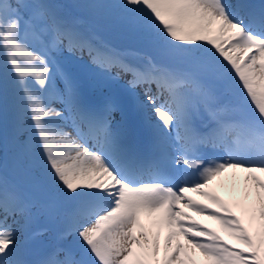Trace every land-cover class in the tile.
<instances>
[{"label":"snow or ice","instance_id":"6c2138e0","mask_svg":"<svg viewBox=\"0 0 264 264\" xmlns=\"http://www.w3.org/2000/svg\"><path fill=\"white\" fill-rule=\"evenodd\" d=\"M68 8L107 20L120 44L85 32ZM85 51L103 85L94 99L60 64L65 52ZM121 75L131 79L117 94L112 84ZM131 100L151 113L167 155L142 153L113 126V113ZM9 115L17 156L63 212L59 243L28 259L18 236L35 205L0 176V264H193L192 250L204 264H264V3L0 0V118ZM209 148L223 154L201 158ZM229 171L245 173V199L255 190L248 228L204 191ZM189 192L224 215L198 206ZM185 209L216 221L244 248L184 223L191 221ZM144 220L166 230L162 259L159 232L150 239Z\"/></svg>","mask_w":264,"mask_h":264},{"label":"rangeland","instance_id":"374dc122","mask_svg":"<svg viewBox=\"0 0 264 264\" xmlns=\"http://www.w3.org/2000/svg\"><path fill=\"white\" fill-rule=\"evenodd\" d=\"M94 2H99V0H94ZM234 2V0H233ZM88 12V10H86ZM88 17V16H87ZM91 19L90 17H88ZM80 19V18H79ZM83 18H81L82 20ZM88 19L89 24H93L95 26L102 25L101 30H104L105 38L113 43L114 45H119L120 41L115 38L114 30L112 29L110 23L107 20H100L99 22H96L93 20L92 22ZM101 22V23H100ZM85 32L92 33L91 30L88 28ZM96 36L102 40V37L99 35V32L96 31ZM113 37V40H111L110 37ZM62 62L64 64V69L72 75L79 86L80 89L88 90L93 95V98L98 97V88L97 85L100 84L99 77L95 74L93 70H91V66L89 63V57L87 54V51H85L82 55L77 54L76 56H69L68 53H64L63 57H61ZM132 62H138V59L136 57L129 58ZM115 70V69H114ZM116 71V70H115ZM131 79L130 75H126L123 79L121 77L120 81L115 82L112 84V90L115 91L117 94H123L124 88H125V82ZM58 87H63L62 82L57 81ZM100 86H103L100 84ZM109 89L105 87V92H108ZM140 91V89H137V92ZM157 103H160V101H157ZM56 107H59L58 104L53 105ZM113 126L116 127L119 126L120 130L123 133L124 141L129 146H138L140 137L134 136V135H143L147 132L154 138L156 141V134L155 130L151 127L148 120H145L144 117H142L141 113L139 111H133L129 110L126 103L123 105V111H117L113 113ZM154 119V118H153ZM161 147H163L168 153L171 151L166 144H159ZM2 150V149H1ZM222 150L219 149H211V153L209 155L210 159L222 155ZM7 157V156H6ZM18 161V160H17ZM19 162V161H18ZM21 162V161H20ZM23 163V162H21ZM24 165L28 164L27 162L23 163ZM245 173L237 172L233 175L231 171L224 173L221 177L216 178L212 181V183L209 185L207 189L204 191L210 192L211 194L215 195L219 199L222 198L227 205L233 206L235 212H237L239 215L241 214V211H245L252 203H257L256 201V193L255 190L251 192V195L248 197V199H245V185L243 182V177ZM182 179V177H181ZM262 180H264V177H261ZM186 195L190 196L193 201L196 202L198 206H207V211H213L215 210L218 215H222L219 211L214 209V205L209 203V201L203 199L202 197L198 196L195 193H187ZM51 199V196L48 192V196H45V201L42 205H39L37 200L35 201V211L36 213L41 212V216H45V224H54L59 222L57 218V210L54 209L52 205L47 204V200ZM221 200V199H220ZM50 202H54L53 196L52 199L49 200ZM37 202V204H36ZM183 203V202H182ZM62 206V204L60 203ZM185 212L191 217V221H184V223H192L195 222L198 226H202L206 229H211L215 232L216 229H218L219 225L216 221L207 219L206 216H199L196 215L195 212H188L187 209H185ZM47 215V216H46ZM49 216V217H48ZM247 218V217H246ZM12 222V221H11ZM10 222V223H11ZM25 221L21 220V224H24ZM143 223L145 224L146 228L149 230V238H152V235H154L156 232H159L160 235V244H161V251L159 258H163V239L166 235V230L164 229H157L153 227L147 220H144ZM41 222L38 221L37 217H34V215H31L30 219L27 221V227L25 230L21 232V234L18 236V240L21 242L23 240V235L26 231H31L34 227L40 225ZM246 227L248 228L247 223H245ZM13 227H17V225H13ZM216 227V228H215ZM33 231V230H32ZM38 238L41 240H47L48 235L50 231H43L41 229H37ZM222 236V235H221ZM220 236V237H221ZM200 239H204L201 237ZM221 240H223V237H221ZM180 243H184L183 240L179 241ZM176 241H173V245H175ZM187 247V245H185ZM194 254L192 255V261L197 262V264H204L205 258L202 257L199 252H195L192 250Z\"/></svg>","mask_w":264,"mask_h":264},{"label":"trees","instance_id":"16d2710c","mask_svg":"<svg viewBox=\"0 0 264 264\" xmlns=\"http://www.w3.org/2000/svg\"><path fill=\"white\" fill-rule=\"evenodd\" d=\"M86 1H90V0H76L74 3H82V4H84V2H86ZM52 2L57 3V4H60V5H72V4H74V3H71V2L68 1V0H64L62 3L58 2L57 0H52ZM67 11H68L69 13H71V15H73V14L75 13L76 9H75V8H68ZM84 96H85L86 98H89V97H90L88 93H84ZM3 129L8 130V127H7V126H4ZM244 217H247V213H246V212H244ZM258 223H259V222L257 221V222H255V223L253 224V226H252V230L255 229V227H256V225H257ZM225 234H226V233H225ZM225 236H226L225 238H226L229 242H231V243L234 245L233 248L239 250L238 247H242V246H243L242 244H239L237 241L231 239L230 236H229V234H227V235H225Z\"/></svg>","mask_w":264,"mask_h":264},{"label":"bare ground","instance_id":"6f19581e","mask_svg":"<svg viewBox=\"0 0 264 264\" xmlns=\"http://www.w3.org/2000/svg\"><path fill=\"white\" fill-rule=\"evenodd\" d=\"M181 177H182V175H181ZM181 177H180V178H181Z\"/></svg>","mask_w":264,"mask_h":264}]
</instances>
